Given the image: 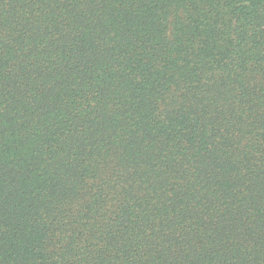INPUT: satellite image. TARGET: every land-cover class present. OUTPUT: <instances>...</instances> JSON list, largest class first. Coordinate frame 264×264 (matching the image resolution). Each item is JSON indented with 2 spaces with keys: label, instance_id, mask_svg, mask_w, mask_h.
Returning a JSON list of instances; mask_svg holds the SVG:
<instances>
[{
  "label": "trees",
  "instance_id": "obj_1",
  "mask_svg": "<svg viewBox=\"0 0 264 264\" xmlns=\"http://www.w3.org/2000/svg\"><path fill=\"white\" fill-rule=\"evenodd\" d=\"M0 264H264V0H0Z\"/></svg>",
  "mask_w": 264,
  "mask_h": 264
}]
</instances>
